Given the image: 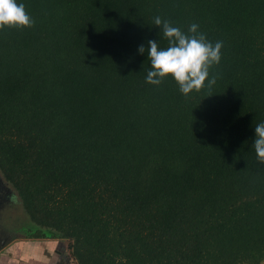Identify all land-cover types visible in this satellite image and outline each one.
Listing matches in <instances>:
<instances>
[{
    "label": "trees",
    "instance_id": "trees-1",
    "mask_svg": "<svg viewBox=\"0 0 264 264\" xmlns=\"http://www.w3.org/2000/svg\"><path fill=\"white\" fill-rule=\"evenodd\" d=\"M18 2L34 24L0 29V172L25 239L76 264H264V0ZM156 16L222 41L211 89L146 82Z\"/></svg>",
    "mask_w": 264,
    "mask_h": 264
},
{
    "label": "clouds",
    "instance_id": "clouds-1",
    "mask_svg": "<svg viewBox=\"0 0 264 264\" xmlns=\"http://www.w3.org/2000/svg\"><path fill=\"white\" fill-rule=\"evenodd\" d=\"M34 20L25 10V4L18 0H0V29L4 27H31ZM168 41L167 47H161L158 40L149 39L147 47L138 45V54H145L150 60V69L146 82L159 86L165 78H171L179 86V91L188 95L203 88L211 89L216 77L210 75V68L221 60L222 41L213 43L199 31V25L192 23L185 32L160 16L154 18ZM211 96V95H210ZM209 97V96H207ZM258 161L264 163V120L254 126V138L251 145Z\"/></svg>",
    "mask_w": 264,
    "mask_h": 264
},
{
    "label": "rangeland",
    "instance_id": "rangeland-1",
    "mask_svg": "<svg viewBox=\"0 0 264 264\" xmlns=\"http://www.w3.org/2000/svg\"><path fill=\"white\" fill-rule=\"evenodd\" d=\"M7 188L10 189V195L8 194L5 196L8 199L7 200L4 199V206L2 207V210L0 211L1 213L0 226H3V227H0V237L4 238L2 243L0 244V257L3 255L5 256L7 255L8 257L12 258L14 254H17L16 252H13L12 250L18 249L21 251V249L26 248L27 246L26 243L29 242L24 237L23 229L26 226L30 225V220L22 209V206L20 204V200H19V197L16 191L8 183H7ZM4 194H6V192ZM54 248L56 252H59L60 255H62V261H63L62 264H76V262L70 255L67 241L60 242V244ZM46 264H49V262Z\"/></svg>",
    "mask_w": 264,
    "mask_h": 264
},
{
    "label": "crops",
    "instance_id": "crops-1",
    "mask_svg": "<svg viewBox=\"0 0 264 264\" xmlns=\"http://www.w3.org/2000/svg\"><path fill=\"white\" fill-rule=\"evenodd\" d=\"M26 244V248L21 249V251L18 249L12 250L17 253L14 254L12 258L7 255L1 256L0 264H46L48 262L49 264L63 263L62 255L54 250V247H57L60 244V241H29Z\"/></svg>",
    "mask_w": 264,
    "mask_h": 264
},
{
    "label": "water",
    "instance_id": "water-1",
    "mask_svg": "<svg viewBox=\"0 0 264 264\" xmlns=\"http://www.w3.org/2000/svg\"><path fill=\"white\" fill-rule=\"evenodd\" d=\"M5 183H6L5 179L0 172V211L2 210V207L4 206V199H6V200L8 199L5 196L8 194L10 195V189L7 188V183L6 184ZM5 192H6V194H4Z\"/></svg>",
    "mask_w": 264,
    "mask_h": 264
},
{
    "label": "flooded vegetation",
    "instance_id": "flooded-vegetation-1",
    "mask_svg": "<svg viewBox=\"0 0 264 264\" xmlns=\"http://www.w3.org/2000/svg\"><path fill=\"white\" fill-rule=\"evenodd\" d=\"M9 205V204H8ZM0 216H1V213H0ZM0 227H3V226H0ZM5 231V230H4ZM4 238L0 237V244L2 243Z\"/></svg>",
    "mask_w": 264,
    "mask_h": 264
}]
</instances>
